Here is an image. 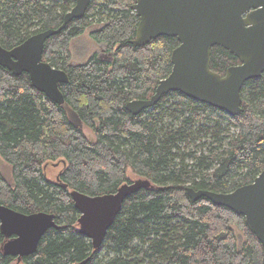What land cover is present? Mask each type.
<instances>
[{
    "label": "trees",
    "instance_id": "obj_1",
    "mask_svg": "<svg viewBox=\"0 0 264 264\" xmlns=\"http://www.w3.org/2000/svg\"><path fill=\"white\" fill-rule=\"evenodd\" d=\"M136 1L91 0L82 18L46 41L43 59L69 75L60 84L67 108L35 88L28 73L14 75L0 65V155L11 166L10 179L0 169V203L24 213H54L61 225L20 262L3 254L0 231V264H264L263 245L243 215L188 193V187L231 192L264 169V72L244 83L238 115L180 92L131 113L126 104L151 97L170 74L179 45L173 36L143 46L131 42L139 23ZM73 6L74 0H0V43L10 49L59 27ZM94 24L100 27L91 37L113 50V59L94 53L71 63V41ZM239 63L224 47H212L214 71L224 74ZM51 162L64 164L60 180L47 177ZM129 168L155 187L125 199L94 249L79 231L70 191L115 192L132 181Z\"/></svg>",
    "mask_w": 264,
    "mask_h": 264
},
{
    "label": "water",
    "instance_id": "obj_2",
    "mask_svg": "<svg viewBox=\"0 0 264 264\" xmlns=\"http://www.w3.org/2000/svg\"><path fill=\"white\" fill-rule=\"evenodd\" d=\"M90 2L74 0V6L57 28L37 32L10 49L0 43V65L14 75L28 73L35 88L67 108L60 84L67 83L69 75L45 61L43 54L46 41L74 19L82 18ZM132 9L139 17L136 36L131 41L135 46L146 45L159 36L177 37L179 45L171 53L170 74L160 80L151 97L129 101L127 110L139 114L156 105L164 95L180 92L231 115L241 113L244 83L264 72V0H137ZM216 45L240 60L224 74L211 68L212 47ZM61 186L68 188L64 182ZM150 187H155L150 179L139 177L121 184L112 193L70 191L80 212L79 231L91 240L94 249L102 246L125 199ZM188 193L194 201L206 197L243 215L264 248V169L253 182L231 192L188 187ZM51 228H61L54 213H24L0 203V231L5 236L1 250L4 255L17 257V262L36 252L42 236Z\"/></svg>",
    "mask_w": 264,
    "mask_h": 264
},
{
    "label": "rangeland",
    "instance_id": "obj_3",
    "mask_svg": "<svg viewBox=\"0 0 264 264\" xmlns=\"http://www.w3.org/2000/svg\"><path fill=\"white\" fill-rule=\"evenodd\" d=\"M99 27H100L99 25L94 24L84 34L73 38L70 44L71 46L70 49L72 53L71 63L79 64L86 62L90 58V56L94 53L107 54V49L105 50V44L97 43L91 37L90 32H92L93 30ZM84 130L87 132V136L93 140L94 138L93 132L86 126L84 127ZM63 165L64 164L59 162H51L49 166H47L46 168L47 177L51 180H56L58 174L63 169ZM0 169L8 179L11 178V166L2 158L1 155H0ZM126 174L127 177L132 181L139 177L130 168L127 170ZM234 228L237 231V233H242V231L238 227L234 226ZM144 264H151V263L145 262ZM158 264H161V262H159Z\"/></svg>",
    "mask_w": 264,
    "mask_h": 264
},
{
    "label": "flooded vegetation",
    "instance_id": "obj_4",
    "mask_svg": "<svg viewBox=\"0 0 264 264\" xmlns=\"http://www.w3.org/2000/svg\"><path fill=\"white\" fill-rule=\"evenodd\" d=\"M98 43V42H97ZM104 44V43H103ZM105 50H106V44H105ZM114 51L112 50V51H110V50H107V54L105 53V54H101V53H99L98 54V56H99V58H101V59H105V60H107V61H111L112 59H113V55H114Z\"/></svg>",
    "mask_w": 264,
    "mask_h": 264
}]
</instances>
